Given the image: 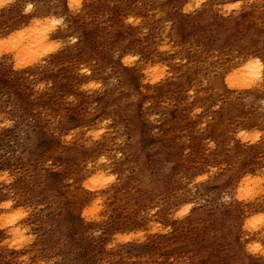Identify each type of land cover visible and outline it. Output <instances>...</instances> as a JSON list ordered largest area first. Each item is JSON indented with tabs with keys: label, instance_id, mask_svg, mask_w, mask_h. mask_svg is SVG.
Listing matches in <instances>:
<instances>
[{
	"label": "rangeland",
	"instance_id": "374dc122",
	"mask_svg": "<svg viewBox=\"0 0 264 264\" xmlns=\"http://www.w3.org/2000/svg\"><path fill=\"white\" fill-rule=\"evenodd\" d=\"M0 41V264H264V0H0Z\"/></svg>",
	"mask_w": 264,
	"mask_h": 264
},
{
	"label": "bare ground",
	"instance_id": "6f19581e",
	"mask_svg": "<svg viewBox=\"0 0 264 264\" xmlns=\"http://www.w3.org/2000/svg\"><path fill=\"white\" fill-rule=\"evenodd\" d=\"M38 18H34L33 19V21L34 22H37L38 23V25H40V22H38ZM36 23V24H37ZM45 23V22H44ZM36 24H34L33 26H36ZM37 25V26H38ZM42 25V24H41ZM45 25V24H44ZM48 24L46 23V26H47ZM32 26V28L33 29H31V31H28L27 32V34H22L21 36H19V38L20 39H18V37H17V39H12L13 41H11L10 42V44L8 45V46H6V50H8V52H10L11 54H12V57L15 59V60H17L18 61V59L20 60V58L22 57V56H24L25 57V55L26 54H28L29 55V53H36V51L38 52L39 51V47H37V46H39L40 44H41V42H42V44L44 45V40L47 38L46 37V35L44 34L45 32H44V30H42V29H40V26H39V28L38 27H33ZM43 26V25H42ZM46 26H44V27H46ZM36 28H38V29H36ZM48 28V27H47ZM29 29V28H28ZM46 29V28H45ZM49 29V28H48ZM48 29H46L47 31H49ZM53 29V28H52ZM41 30V31H40ZM44 32V33H43ZM48 33V32H47ZM13 36H15V35H13ZM18 41L20 42V43H18ZM47 41V40H46ZM1 42V41H0ZM46 43V42H45ZM48 43V42H47ZM46 43V44H47ZM2 44V42L0 43V45ZM49 44H50V41H49ZM42 45H40V47H41ZM47 46V45H46ZM49 46V45H48ZM7 47H8V49H7ZM38 48L37 50L35 49V48ZM43 47H45V46H43ZM50 47V46H49ZM46 48V47H45ZM36 51H35V50ZM1 50V49H0ZM31 50H34L33 52L31 51ZM42 50V49H41ZM44 50V49H43ZM2 51V50H1ZM31 51V52H30ZM4 52H6V51H4ZM7 53V52H6ZM30 56H31V54H30ZM26 59V58H25ZM21 61V60H20ZM24 61V60H23ZM30 61H32V60H28L27 62H24V63H22V64H25V65H27V66H29V65H31V62ZM126 61L128 62L129 60H127L126 59ZM22 62V61H21ZM130 64V63H129ZM259 64H260V61L259 60H252V59H247L246 60V62H244L241 66H240V68L239 69H235V70H233L232 72V74H228V77H226V78H228V80H230V81H232L231 83H230V85L233 83V82H235L236 84H237V82H245V84H247L246 86H248V84H250V83H248V81H250L251 79H252V77H254V79H252L253 81H255L256 79H257V75H259L258 74V72H259V68H260V66H259ZM261 65V64H260ZM21 66V65H20ZM245 75V76H244ZM243 76V77H242ZM227 80V79H226ZM227 80V81H228ZM259 80V79H258ZM229 82V81H228ZM239 82V83H240ZM241 82V83H242ZM252 82V81H251ZM241 83H240V87H241ZM226 84V83H225ZM244 84V85H245ZM235 86V85H234ZM18 229H16V230H8V227H7V229H6V234L7 233H9L10 234V232H15L16 233V231H17Z\"/></svg>",
	"mask_w": 264,
	"mask_h": 264
}]
</instances>
